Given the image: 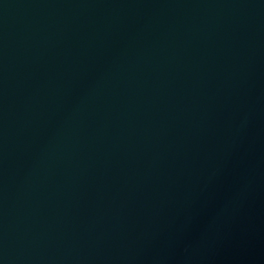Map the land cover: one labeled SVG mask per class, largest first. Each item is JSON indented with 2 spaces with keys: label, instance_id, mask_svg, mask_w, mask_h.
I'll list each match as a JSON object with an SVG mask.
<instances>
[{
  "label": "water",
  "instance_id": "95a60500",
  "mask_svg": "<svg viewBox=\"0 0 264 264\" xmlns=\"http://www.w3.org/2000/svg\"><path fill=\"white\" fill-rule=\"evenodd\" d=\"M264 27V0H0V142Z\"/></svg>",
  "mask_w": 264,
  "mask_h": 264
}]
</instances>
